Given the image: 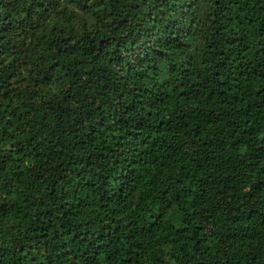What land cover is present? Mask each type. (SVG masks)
<instances>
[{
    "label": "trees",
    "instance_id": "16d2710c",
    "mask_svg": "<svg viewBox=\"0 0 264 264\" xmlns=\"http://www.w3.org/2000/svg\"><path fill=\"white\" fill-rule=\"evenodd\" d=\"M0 264H264V0H0Z\"/></svg>",
    "mask_w": 264,
    "mask_h": 264
}]
</instances>
